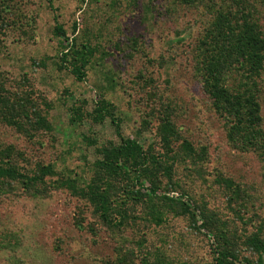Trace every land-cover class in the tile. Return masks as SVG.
<instances>
[{"label":"rangeland","instance_id":"rangeland-1","mask_svg":"<svg viewBox=\"0 0 264 264\" xmlns=\"http://www.w3.org/2000/svg\"><path fill=\"white\" fill-rule=\"evenodd\" d=\"M225 10H251L264 39V0H0L3 101L32 103L52 128L0 122V148L21 153L12 159L23 172L51 164L57 174L48 182L88 178L96 147L119 141L109 120L70 122L73 107L92 112L99 96L115 107L122 136L172 166L156 197L125 201L129 219L118 229L101 224L93 206L66 188L33 197L19 183L0 185V264H214L215 233L237 248L239 264H257L243 243L254 233L264 240L262 151L230 138L199 72V43ZM74 22L77 43L94 49L80 83L58 67L53 36L55 23L70 32ZM240 76L222 82L231 90ZM256 85L264 132V66ZM164 111L175 132L167 149L157 134ZM184 141L193 155L181 149ZM187 201L211 231L195 230L181 213L178 202Z\"/></svg>","mask_w":264,"mask_h":264},{"label":"trees","instance_id":"trees-1","mask_svg":"<svg viewBox=\"0 0 264 264\" xmlns=\"http://www.w3.org/2000/svg\"><path fill=\"white\" fill-rule=\"evenodd\" d=\"M76 31L75 22L70 32L62 24L55 23L53 36L59 48L58 67L68 70L75 81L80 83L85 79V68L94 55V49L87 43L78 44L74 36ZM198 58L202 86L210 96L213 108L229 124L230 138L239 140L246 148L262 151L264 158V132L260 106L255 95L256 77L264 66V39L252 11L247 10L245 13L244 10H225L216 13L199 43ZM232 73L241 75L242 79L229 90L222 81L224 76ZM4 91L0 83V122L5 119L11 126H17L22 131L24 125L29 124L35 132L52 129L45 115L35 109L32 103L27 107L23 103H14L12 106L6 104L3 101ZM25 102L28 103L26 99ZM82 106L83 104L73 107L72 124L86 118L94 124L109 120L119 140L108 141L96 147V158L89 167L88 178L73 173L60 178L61 180L48 182L46 178L57 174L53 165L41 164L34 172H23L12 159L14 155L21 153L12 146H6L0 148V185L9 187L12 183H19L33 197L47 194L55 185L66 188L72 196L86 200L93 206L101 224L118 229L129 219L126 209L122 208L126 207L125 201L156 197L161 177L170 181L172 166L163 164L150 148L144 150L136 139L122 136L115 107L103 97L97 98L92 112L83 110ZM160 118L157 134L162 146L167 149L175 136L173 121L166 112ZM84 139L89 143L87 137ZM181 149L188 155L194 153L186 141L182 143ZM225 185L229 189L232 183L225 180ZM178 203L181 213L189 216L195 230L211 231L208 220L191 202ZM198 216L201 220L196 218ZM211 239L215 241L214 264L241 263L236 255L237 248L233 247V243H227L223 233H215L211 235ZM243 247L256 256L257 264H264V240L258 233L246 238ZM141 263L156 264L147 258H143ZM246 264L249 262L246 261Z\"/></svg>","mask_w":264,"mask_h":264}]
</instances>
